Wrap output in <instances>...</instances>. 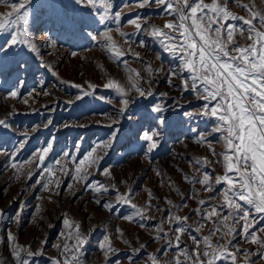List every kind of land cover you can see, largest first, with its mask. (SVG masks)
Returning a JSON list of instances; mask_svg holds the SVG:
<instances>
[{"label": "snow or ice", "instance_id": "1", "mask_svg": "<svg viewBox=\"0 0 264 264\" xmlns=\"http://www.w3.org/2000/svg\"><path fill=\"white\" fill-rule=\"evenodd\" d=\"M229 2L230 0H136L135 8L154 7L164 17L162 25L151 24L148 18L139 15L128 19L127 24L133 26L136 33L145 32L154 38L162 51L172 57L176 67L169 66L165 70L162 64L153 68L143 60L139 52L131 47L123 48L114 38L113 34L116 33L124 43H128L132 34L121 30L125 12L123 9L115 10L113 0H67L68 4L98 17L104 30L98 35H93L92 32L87 35L102 51L127 69L125 82L110 78L103 84L105 89L113 90L119 97L116 118L106 125L112 128L113 141L120 131L118 127H114L120 123V118H133L128 115L129 106L134 102L133 93L139 98H153L143 107L145 114L157 126L136 133L139 150L149 159L161 147L164 132L158 126L167 129L171 121L179 119L181 115L188 119L206 117L213 121L208 135L192 130L195 133L194 143L206 147L210 156L189 160V165L195 171L192 175L184 173L183 180L192 186L191 192H181L170 177L166 178L159 169L153 170L160 177L161 186L167 179L168 186L180 196L182 203H174L165 197L167 207L161 208L158 203H153L159 198L149 190L145 203L138 205L133 202L131 189L121 193L115 184H104L91 179L93 171L111 179L110 168L100 167L107 152L99 150L111 148V142L106 141L98 142L79 159L69 152L63 153L61 159L54 162V171L53 165L46 163L53 148L51 143L34 151L30 157L19 160V155L30 138L28 133H22L23 139L15 151L5 153L8 166L13 169L15 177L25 174V166L29 180L39 170L40 175L35 183L51 195L53 189L50 186L56 189L61 187V181L54 179L56 172H59L83 188L99 194L95 203L109 213H117V205L128 206L131 211L128 214L119 213L120 219L135 224L140 229H151L155 233L152 239L164 242L156 253L149 254L150 264H253L251 257L254 255L264 259V14L240 0H232L248 13L247 17L237 15L230 10ZM0 3L10 7L9 11L0 13V33L8 37L0 44V71L8 63H14L15 70L20 71L26 67V61L16 59L19 54L13 50L17 46H23L29 54L40 56L37 43L25 27L29 22L28 8L31 0H0ZM65 6L60 5L62 8ZM53 7L55 9L56 6ZM125 7L131 8L132 5ZM61 22L68 30L78 24L81 30L88 26L83 21L76 20L75 16H64ZM109 23L116 27H110ZM139 46L145 47V42L139 41ZM129 55L144 65L150 77L163 74L168 87L177 89L181 99L186 100L190 95L197 101H202L199 109L195 112H181L179 100L174 105L164 101L167 92L159 93L161 99L156 101L154 98L157 93L152 87L155 79L144 80L140 71L129 66L125 59ZM156 59L162 58L157 55ZM45 67L53 76H57L52 65ZM144 84L148 87L145 88ZM71 86L81 90L82 95H78L76 100L91 94L79 84ZM95 87L88 84V89L94 90ZM37 94L50 95L47 91L36 93L35 90L28 95L34 99ZM8 95L19 99L21 94L13 90ZM23 102L29 103L28 98H24ZM52 124L53 121L49 119L45 126ZM64 127L70 125L65 124ZM0 128L9 129L10 125L6 120L0 119ZM212 133L219 134L216 143L221 144L222 151H216L213 140L209 139ZM68 163H71V168L66 166ZM215 166L222 168V174H214ZM209 168L212 170L209 171ZM177 170L183 172V169ZM67 188L72 189L73 184L69 183ZM112 191L117 193L115 203L104 199ZM201 192L209 195L201 198ZM54 194L60 195V192ZM189 200L195 201L197 206L189 209L190 215H180L182 209L189 208ZM152 210L161 214L156 223H152L156 221V216L149 214ZM2 215L3 210L0 209V216ZM192 215L198 218L193 222L194 227L189 223ZM63 224L67 229V232L60 233L64 237L61 250L63 259H54L53 264H80L88 242L87 234L81 232L79 222L70 221L67 216L63 217ZM116 233L121 238L124 236V231L119 227ZM7 239L12 245L11 255L15 258V264H34V258L43 254L42 249L33 251L30 245H20L16 235L10 230L7 232ZM188 240L191 241V246L187 243ZM46 242L41 241V244ZM124 243L127 244L128 241L124 240ZM245 244L254 245L255 252L243 247ZM147 246L141 243L133 251L142 252ZM56 247L61 248L60 245ZM99 248L105 258L109 257L115 251L112 238L105 235ZM160 257L169 258L162 261Z\"/></svg>", "mask_w": 264, "mask_h": 264}, {"label": "rangeland", "instance_id": "2", "mask_svg": "<svg viewBox=\"0 0 264 264\" xmlns=\"http://www.w3.org/2000/svg\"><path fill=\"white\" fill-rule=\"evenodd\" d=\"M15 2V0H10ZM241 3L249 5L253 10L264 14V0H240ZM136 0H113L115 10L125 12L121 30L132 34L128 43H124L118 34L114 38L125 49L131 47L140 53L147 64L153 68L161 64L167 70L169 66L175 68L176 63L172 57L164 53L154 38L145 32L136 33L133 26L127 24V20L137 15L146 17L149 23L162 25L164 17L153 8H135ZM65 4V7H60ZM55 5V9L53 7ZM132 5L131 8L125 7ZM229 8L237 15L247 17L248 13L237 3L229 2ZM10 10L4 3H0V13ZM30 13L29 22L25 26L29 35L34 39L40 49V56L29 54L23 46H17L13 51L19 55L16 59L26 61V67L16 71L14 63H8L3 71H0V119L6 120L10 128H0V209L3 215L0 216V264H15V258L11 255L12 245L7 239V232L12 231L20 245L31 246L33 251L41 250L43 254L34 258V264H53L54 259H63L61 256L64 237L61 232H67L63 224V217L80 223V230L87 234L88 242L84 247L80 264H150L149 254L156 253V250L163 245L162 240H153L155 234L151 229H140L135 224H130L120 219L119 213L128 214L131 209L125 205H117V213H109L95 203L99 194L83 188L80 184L72 181L69 177L56 172L54 179L61 181V187L53 189V194L44 190L35 183L39 177V170L29 180L25 174L16 178L14 171L8 166L5 153L15 151L16 146L23 139L22 133H28L29 139L26 147L19 155V160H24L31 154L49 143L53 145L52 151L46 158V163L53 165L61 159L62 154L69 152L77 159L82 158L98 142H111V148L100 149L107 152L100 162L101 168H110L111 179L93 171L91 179L98 180L104 184H115L121 193L128 189L132 190L133 202L143 205L147 200L150 190L158 197L161 208L167 207L164 198L167 197L174 203H182L180 196L168 186L165 179L161 186L160 177H157L154 169H159L164 176L170 177L171 181L184 192H191L192 186L183 180V174H194V168L189 165V160L203 156H210L208 149L194 143L195 133L193 129L208 135L213 127V121L206 117H193L188 119L181 115L179 119L174 118L170 126L160 130L164 132L161 140V147L151 154L150 159L145 153L139 150V143L136 140V133L141 130H148L157 126L145 114L144 104L153 98H139L132 94L134 102L130 104L128 115L120 118V123L114 125L120 129L115 140L111 138L112 128L107 127L116 118V109L119 107V97L113 90L105 89L103 84L110 78L125 82L127 69L114 60L107 52L101 50L96 43L87 35L92 32L98 35L104 30V25L98 22V17L89 15L87 10L72 6L67 0H31L28 8ZM64 16H75L76 20L83 21L88 26L83 30L78 24L75 28L68 30L62 24ZM115 28L114 24L109 23ZM258 28L259 24L256 25ZM7 35L0 33V44L7 39ZM145 42V47L139 46V41ZM243 43V39H241ZM76 53V55H73ZM157 55L161 60H157ZM129 66L141 72L144 80L155 79L152 85L157 93L154 98L159 101V93L167 92L163 98L169 105H174L179 100L182 111H197L202 101H197L193 96L188 95L187 99H181L177 89L169 88L163 79V74L158 77H150L145 67L134 56H127ZM52 65L57 76H53L45 67ZM67 81L68 83H62ZM95 85V89H88V84ZM72 84H79L91 94L82 96L81 90L72 87ZM43 86V87H42ZM145 88L147 84L143 85ZM16 90L21 95L19 99H13L8 94ZM35 90L36 93L47 91L50 95L37 94L35 98L29 97V93ZM28 98L29 103L23 102ZM73 103H68V101ZM175 117V112L172 113ZM51 119L53 124L45 126ZM70 127H64V125ZM83 125V126H81ZM36 129V131H32ZM209 139L213 140L216 151H222L218 133H212ZM87 164V162H86ZM71 168V163L66 165ZM84 167V166H82ZM177 169H183V172ZM209 171L212 169L209 168ZM214 174H222V168L215 166ZM46 182V181H45ZM73 184L72 189L67 185ZM198 188L199 185H196ZM60 195H55V192ZM74 193V194H73ZM117 193L112 191L104 196L105 200L115 203ZM209 194L201 192V198H207ZM189 208L182 209L180 215H190V208L196 207V202L187 201ZM150 215L156 216V223L161 214L152 210ZM18 219V222H17ZM198 218L192 215L189 223ZM52 225V227H49ZM117 227L124 231L121 238L116 233ZM105 235L112 238L114 252L105 258L99 248L104 241ZM47 241L41 244V241ZM124 240L128 243L125 244ZM71 243V241H69ZM141 243L148 246L142 252H134ZM187 243L191 246V241ZM60 245L61 248L56 247ZM250 251L255 252L254 245H243ZM131 257V259H130ZM169 257H160L162 261ZM253 264H264V259L259 256H252Z\"/></svg>", "mask_w": 264, "mask_h": 264}]
</instances>
